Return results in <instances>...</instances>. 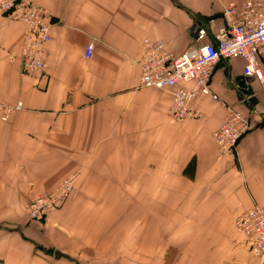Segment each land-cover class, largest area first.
<instances>
[{"label":"crops","instance_id":"crops-1","mask_svg":"<svg viewBox=\"0 0 264 264\" xmlns=\"http://www.w3.org/2000/svg\"><path fill=\"white\" fill-rule=\"evenodd\" d=\"M35 1L52 22L43 74L22 68L23 23L0 15V98L22 103L0 119V264H264L234 224L264 208V86L221 59L218 99L200 94L179 120L135 62L145 37L175 56L207 41L223 5L245 0ZM227 106L250 124L233 152L213 136ZM71 173V194L30 218V197Z\"/></svg>","mask_w":264,"mask_h":264},{"label":"built area","instance_id":"built-area-1","mask_svg":"<svg viewBox=\"0 0 264 264\" xmlns=\"http://www.w3.org/2000/svg\"><path fill=\"white\" fill-rule=\"evenodd\" d=\"M0 15L17 20L24 25V35L19 45L22 68L28 72L43 74L47 68L46 44L51 38V19L48 10L35 0H0ZM223 25L210 38L187 48L178 56L172 55L163 40L145 37L136 60L140 68V84L169 88L171 101L168 108L175 119L198 115L193 104L200 94L218 96L212 92L209 82L221 59L243 60L242 73L257 78L264 86L261 56L264 52V0L227 2L222 8ZM204 29L197 31L202 39ZM94 41L85 47V56H91ZM191 85H188L190 84ZM22 108L21 102L9 103L0 98V119ZM248 115L227 106L222 123L213 136L219 150L233 152L239 138L249 129ZM76 174L72 173L52 190L38 194L27 202L31 218H41L53 211L58 202L72 191ZM235 229L245 238V244L253 255L264 254V209L254 204L235 218Z\"/></svg>","mask_w":264,"mask_h":264},{"label":"water","instance_id":"water-1","mask_svg":"<svg viewBox=\"0 0 264 264\" xmlns=\"http://www.w3.org/2000/svg\"><path fill=\"white\" fill-rule=\"evenodd\" d=\"M193 27H194V25L191 26V29H193ZM16 229H18V228H16ZM54 256H55L56 259H58V258H60V257H65V258H67L68 260L77 263V261H76L73 257H71V256H69L68 254L63 253V252H61V251H59V250H54Z\"/></svg>","mask_w":264,"mask_h":264},{"label":"rangeland","instance_id":"rangeland-1","mask_svg":"<svg viewBox=\"0 0 264 264\" xmlns=\"http://www.w3.org/2000/svg\"><path fill=\"white\" fill-rule=\"evenodd\" d=\"M3 16H4V15H3ZM21 41H22V40H21ZM45 71H46V70H45ZM44 73H45V72H44ZM71 174H72V173H71ZM69 175H70V174H69ZM67 176H68V175H67ZM67 176H65L64 178H62L60 181H63L65 178H67ZM75 179H77V177H76ZM75 181H76V180H75ZM59 183H60V182H59ZM59 183H58V184H59ZM58 184H57V185H58ZM74 184H75V183H74ZM57 185H56V186H57ZM56 186H55V187H56ZM73 186H74V185H73ZM55 187H54V188H55ZM54 188H53V189H54ZM73 188H74V187H72V190H73ZM48 191H50V190H48ZM43 192H46V191H43ZM43 192H39V193L33 195L32 197H34V196H36V195H38V194H41V193H43ZM71 192H72V191H71ZM32 197H30V199H31ZM30 199H29L27 202H29ZM64 200H65V199H62V200H60L59 202H62V201H64ZM59 202H58V203H59ZM26 204H27V203H26ZM57 206H58V204H57ZM57 206H56V208H57ZM56 208H55V209H56ZM55 209H54V210H55ZM26 210H27V207H26ZM51 212H52V211H51ZM49 213H50V212H49ZM49 213H48V214H49ZM48 214H46V215H48ZM46 215H44V216H46ZM29 217H30V216H29ZM42 217H43V216H42ZM30 218H31V217H30ZM253 255H254V254H253ZM149 257H150V256H149ZM150 258L153 259V257H150ZM150 258H149V259H150ZM71 262H72V261H71ZM58 264H59V263H58ZM166 264H167V263H166Z\"/></svg>","mask_w":264,"mask_h":264},{"label":"bare ground","instance_id":"bare-ground-1","mask_svg":"<svg viewBox=\"0 0 264 264\" xmlns=\"http://www.w3.org/2000/svg\"><path fill=\"white\" fill-rule=\"evenodd\" d=\"M39 4V3H38ZM222 13V12H221ZM223 17V16H222ZM159 40H162V39H159ZM164 42V41H163ZM164 45H165V42H164ZM141 46H142V43H141ZM165 48L167 49V47L165 46ZM168 50V49H167ZM140 51H141V48H140ZM169 51V50H168ZM170 52V51H169ZM171 53V52H170ZM140 54V53H139ZM172 54V53H171ZM182 54V53H181ZM173 55V54H172ZM175 56V55H174ZM136 62V61H135ZM141 74V73H140ZM139 83H140V79H139ZM141 85V84H140ZM142 86V85H141ZM20 102V101H18ZM253 206V205H252ZM250 208V207H249ZM263 208V207H262ZM248 209V208H247ZM264 209V208H263Z\"/></svg>","mask_w":264,"mask_h":264}]
</instances>
